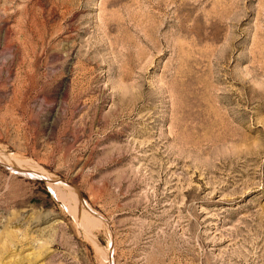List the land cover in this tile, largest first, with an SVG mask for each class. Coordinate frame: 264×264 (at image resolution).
<instances>
[{
	"label": "rangeland",
	"instance_id": "1",
	"mask_svg": "<svg viewBox=\"0 0 264 264\" xmlns=\"http://www.w3.org/2000/svg\"><path fill=\"white\" fill-rule=\"evenodd\" d=\"M0 264H264V0H0Z\"/></svg>",
	"mask_w": 264,
	"mask_h": 264
}]
</instances>
